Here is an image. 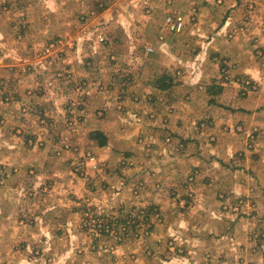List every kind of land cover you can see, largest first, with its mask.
<instances>
[{"label":"crops","instance_id":"obj_1","mask_svg":"<svg viewBox=\"0 0 264 264\" xmlns=\"http://www.w3.org/2000/svg\"><path fill=\"white\" fill-rule=\"evenodd\" d=\"M97 6L102 9L96 18L88 20V25L80 22L83 13ZM246 9H252L248 12L252 14L250 20L245 18ZM167 11L184 17L182 38H190L192 30L198 28L196 36L206 38V46L216 45L214 41L222 43L213 52L204 53V65L194 62L191 66L183 61L182 53L187 52L182 50L179 55L176 47L181 45L182 49L185 39L163 32L164 43L157 41L161 17ZM189 17L195 19L194 25H188ZM241 24L248 29L225 38L227 27ZM262 27L264 0H175L169 8L165 0H0V48L5 50L0 59V86L13 98L11 115L16 126L11 132L25 133V128L36 137L34 145H24L26 150L22 145L0 146L5 153L26 151L24 156L2 159L0 173L6 169L15 172L11 176L15 182L7 189L11 194L22 192L23 185L28 193V183H38L39 192H48L49 198L42 195L39 199L45 210L36 217L46 233L40 241L48 248L60 246L58 235L66 225L71 230L75 227L65 223L67 209L79 215L82 197L88 195L77 180L63 173L72 163L71 156L66 151L58 157L54 154L63 138L78 145L84 138L97 160L105 164L121 152L124 165L128 161L134 164L127 165L133 173L140 171L137 169L152 170L158 184L156 193L146 196L147 209H154L158 218L151 232L160 242L165 228L174 231L176 245L184 248L192 262L198 258L203 264L225 262L228 250L239 254L243 236L253 240V229L264 236L263 227H254L264 210ZM99 32L105 35L101 47L93 43ZM50 40L61 41V59H38L37 51ZM144 45L153 47L154 61L144 59L151 54L140 53ZM117 57L133 64L125 83L123 74L113 73L116 65L105 60ZM39 61H43L41 67ZM160 67L172 73L167 74L165 90L157 88ZM222 68L248 77L258 85V93L243 97L240 85L235 83L221 86L220 95H208V88L218 83ZM136 69L140 71L139 80L134 76ZM59 70L72 81L66 84L55 79ZM197 72L199 77H195ZM101 85L104 90L94 92ZM86 89L93 91L91 97L84 94ZM192 89H199L197 95ZM247 125L258 131L253 132L256 142L251 150L247 148L248 132L239 128ZM92 131L107 137L106 146H94L87 138ZM149 133L154 140L152 137L145 148L142 145L149 144ZM187 170L199 172L195 190L194 185L190 189L185 179L177 178L182 175L179 172ZM164 174L170 186L164 184ZM11 180L0 178V184ZM0 199L4 201L0 218L9 212L5 206L10 205V213L20 210L19 199L9 204L5 194ZM46 216H51V221L46 222ZM260 223L264 225V219ZM23 226H12L13 239L19 231L25 234L16 240L18 243L27 241V228ZM4 243L5 239L0 241L2 259H13V263L17 257L28 259L27 250L13 255Z\"/></svg>","mask_w":264,"mask_h":264},{"label":"rangeland","instance_id":"obj_2","mask_svg":"<svg viewBox=\"0 0 264 264\" xmlns=\"http://www.w3.org/2000/svg\"><path fill=\"white\" fill-rule=\"evenodd\" d=\"M62 1L67 3L70 0ZM173 1L175 0H165L166 6L168 8L172 6ZM101 9V6L89 9L87 13L81 15L80 22L88 25V20L96 18ZM245 11V18L249 19L252 14H248V12L252 11V9H246ZM146 13L150 15L151 12L148 10ZM170 14L180 15L172 11H167L162 15L161 32L156 36L157 41L161 44L164 43L165 39L163 32H167L177 38L183 37L182 33L185 29V20L182 15L180 16H182L184 20V27L180 33L173 34L164 27V19ZM259 19L263 20L262 18ZM188 21V25H194L195 23L193 17H189ZM92 29L93 27L90 28V31ZM244 29H248L244 24L232 28L229 26L224 32L225 38L231 39L242 30L244 31ZM262 30H264L263 27ZM84 31L87 33L86 30ZM198 31V28L195 30L193 29L191 32L192 35H189V37L191 36L190 38H182V40L185 39V41H182V49L181 45L176 47V50L179 51V55H181L182 50L187 52L182 53V55L185 56L183 61L188 65L191 64V66H194V62L195 64L197 63V66L204 65V53L208 51L213 52L212 49L222 45V43L214 41L213 43L216 45L206 46L203 42L204 40L206 41V38L201 39L196 36ZM90 33H93V31ZM159 37L163 38L162 41L158 40ZM94 42L97 46L101 47L105 43V35L101 32L97 33L94 36L93 43ZM61 46L62 43L60 40H50L49 43L37 51L36 57L41 59L43 56H48L51 58L53 57V59H61V57H59ZM148 47L152 48L151 53L146 51ZM140 48V53L143 56L151 54L150 56H144V59L149 62L154 61L155 56L153 55L152 46L144 45V47L140 46ZM2 52H5V50L0 48V59L2 58ZM95 54L94 56H97ZM194 55L197 58H191ZM89 60H91V58H89ZM105 60L107 64L111 65V63H114V65H116L113 73H118L119 75L123 74L125 83L127 81L126 75L130 72V67L133 66V64L128 63L127 59L124 57L113 58V60H108V58H106ZM190 61H193V63ZM39 62H37V65L41 67L43 61ZM131 62L134 63L137 61L133 60ZM222 65L228 68L225 63ZM110 68L111 66L107 67V76L110 74L108 73ZM169 70V68L160 67L157 73L158 77H162L165 73L172 74ZM219 72L220 79H217L218 83H213V85L221 87L236 83L240 85V93L243 97H249L258 93V85L248 79V77L234 74L232 71L228 72L225 68L219 69ZM199 74L197 72L195 76L193 73L192 77L193 75L199 77ZM134 76L137 80L140 79V71L138 69L134 71ZM54 77L66 84L72 81L69 80L68 74H65L64 71L61 70L55 72ZM0 79L3 78L0 77ZM104 86L108 88L107 83H105ZM104 86H96L94 92H102ZM91 88L94 89L93 87ZM191 91H195V95H197L199 89H192ZM8 93L6 89L3 90L0 86V146L6 148V145L10 144L16 146L22 145L23 147L24 145H34L36 141L34 139L36 137H33L34 135L32 133H28L27 129L24 128L25 133L21 132L20 134L11 132L16 126V122L11 115V102L13 98L12 95H8ZM220 93L221 92L217 95H220ZM260 93L264 95V89L260 90ZM84 94L91 97L93 91L91 89H86ZM227 109L230 110L229 108ZM119 110H121V107ZM239 128L243 132H248L247 148L251 150L256 142L253 132L258 131L252 129L250 125H247L246 128H244L245 130L242 129V127ZM89 133L90 132H88V134ZM149 134L146 136L149 144H144L145 146L142 145L145 148L149 147L151 144L152 137L154 140L153 134ZM87 138L89 139L88 135ZM38 142H40V140H38ZM25 150H21L19 153H5L0 149V161L12 156L13 159L14 157L24 156L26 155ZM63 151H66L67 154L71 156L70 161L72 162L67 165V170H63V173L67 175L70 174L74 180H77L81 184L84 194H88L86 197H82L83 199L80 202L81 205H79V215L76 216L67 209L65 223L72 224L73 227L75 225L74 230H71L72 227H70V225H66V232L62 230L61 236L58 235V240L61 242V245L48 248L45 243L40 241L41 237L46 236V233L43 232L41 228L42 224L39 223L38 218H36L39 212L41 213L45 210L42 205V200L39 199H43L42 195L48 197V192H39L37 187L38 183H28V193H26L27 186L23 185L22 192L17 191L11 194L7 189L15 182L11 180V176L14 175L15 172L13 169L3 170V172L0 173V178H8L11 181L6 184H0V196L1 194H5L8 204L11 201L19 199L20 210L17 212L13 210V213H10L12 209H10V205L5 206L9 212L7 216L0 218V241L3 239L6 240L4 246L10 254L18 256V254L25 253L27 250L28 259L25 257H17L16 259L18 261L15 263H13V259L7 261L2 259L1 256L4 254V250L0 249V264H203L201 258L196 259L195 262L187 258V254H184V248L176 245L177 241L173 236L174 231L165 228V231L161 235L162 238L160 242L157 240L158 235L152 234L151 226L156 223L158 218V215L153 212L154 209H147L148 202L146 196L155 194L157 190L156 185L158 184L156 175L152 170L137 169L140 171H135V173H133L128 166H134V164L128 161V166L124 165L125 161L123 162V153L121 152L112 159V162L110 160V163L108 162L105 164L103 160L98 161L95 153L86 146L84 138L81 139L80 145L72 143L70 138H63L54 154L58 157ZM191 172L189 170L184 171V173L179 172V174L182 175L177 178H180V180L185 179L188 187L192 189L194 185L195 190L197 185L196 174L199 172ZM164 178V184L170 186L167 179L168 177L165 174ZM194 190L189 192L192 193ZM166 191H169V188H166ZM29 194L32 196H29ZM1 205L4 206V201L0 199V206ZM1 212L4 211L2 210ZM45 215H47V213H45ZM56 215H59L57 211ZM263 217L264 210L262 211V218H258L257 220L261 222V220L264 219ZM51 219V216H46L45 221L49 222ZM164 221L166 227L167 221ZM260 222L256 223L254 227L260 225L264 228V225ZM21 223L24 225V228H27V241L18 243L16 240L24 238L25 234L19 231L15 239L10 235L13 231L12 226H18ZM103 228L105 231H103ZM253 230V235L255 236L253 240L247 241V237L245 238L243 236L242 239L244 241L241 248L238 250L239 254L228 250L226 261L217 264H235V260L237 262L239 261V264H264V236H262V234L257 235V230ZM102 232H104V234H100ZM106 232L108 233L106 234ZM21 244H24V248L21 247ZM32 246L36 247L33 249Z\"/></svg>","mask_w":264,"mask_h":264},{"label":"trees","instance_id":"obj_3","mask_svg":"<svg viewBox=\"0 0 264 264\" xmlns=\"http://www.w3.org/2000/svg\"><path fill=\"white\" fill-rule=\"evenodd\" d=\"M169 79V77L167 76V74H164L162 77L156 79V82L158 83L157 88L159 90H165L166 89V85L165 84V80ZM219 92H222V88L220 86H216L213 85L212 87L208 88L207 93L208 95H217ZM210 103L215 104L213 100L210 101ZM89 139L93 142L94 146L96 147H104L107 144V137L105 135H103L102 133L98 132V131H92L88 134ZM119 221V220H118ZM103 231H105V229L103 228ZM108 232H106L107 234ZM100 234H104V232L100 233Z\"/></svg>","mask_w":264,"mask_h":264},{"label":"built area","instance_id":"obj_4","mask_svg":"<svg viewBox=\"0 0 264 264\" xmlns=\"http://www.w3.org/2000/svg\"><path fill=\"white\" fill-rule=\"evenodd\" d=\"M164 27H166V29L173 34L180 33L184 27V20L180 15H175V14L167 15L164 19ZM162 39H163L162 37L158 38L159 41H162ZM146 51L148 53H151L152 48L148 47L146 48Z\"/></svg>","mask_w":264,"mask_h":264}]
</instances>
